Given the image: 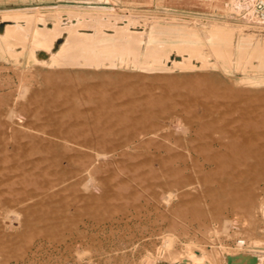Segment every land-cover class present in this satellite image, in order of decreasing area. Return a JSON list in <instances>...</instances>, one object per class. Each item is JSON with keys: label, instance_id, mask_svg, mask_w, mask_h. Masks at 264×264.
Returning a JSON list of instances; mask_svg holds the SVG:
<instances>
[{"label": "rangeland", "instance_id": "obj_1", "mask_svg": "<svg viewBox=\"0 0 264 264\" xmlns=\"http://www.w3.org/2000/svg\"><path fill=\"white\" fill-rule=\"evenodd\" d=\"M246 2L0 0V264H264V179L222 194L205 163L224 129L264 132V59L241 69L236 50L225 58L209 44L145 61L186 27L264 28ZM97 10L142 36L147 67L57 55L71 30L114 35L74 14ZM236 29L210 43L236 42ZM66 131L78 143L56 136Z\"/></svg>", "mask_w": 264, "mask_h": 264}, {"label": "bare ground", "instance_id": "obj_2", "mask_svg": "<svg viewBox=\"0 0 264 264\" xmlns=\"http://www.w3.org/2000/svg\"><path fill=\"white\" fill-rule=\"evenodd\" d=\"M247 1L249 2L244 3L245 8L249 6V3L251 0H247ZM254 3H255V0H253L249 10L245 12V15L247 17L251 11L253 15L255 16ZM241 7L244 8V6H241ZM97 11L98 12L89 11V13L85 11L77 12V13L74 12V14L80 18L83 16H86V18L91 19V20L96 19L98 21H102L103 23H105L104 26H107V28L115 27L114 35L108 36L106 27L97 29L96 31H94V33L89 34V35L86 34L84 31L79 32V31L71 30L69 33H67L66 38L64 39L63 43L58 48L57 55H62V56L67 55L68 59L65 62L67 64L114 65L119 60L120 63L132 62L134 65L143 64L142 65L143 67H147L146 65L147 63L144 62L141 64L140 59H139L140 50H141V42L143 40L142 36L140 34H134L130 32L129 27H128L129 24H127L124 27H117L116 24L118 20V15L115 12L105 11V10H97ZM16 12L17 11H15V13ZM61 15L65 16L66 14L59 13L56 16H61ZM149 19L151 20V18ZM129 20H132V19L130 18ZM137 21L140 22L141 24L143 22L144 25H146V23L148 22V19L142 18L141 16H139L137 18ZM59 25L60 24H58V26ZM235 26L212 24L210 27L204 30L203 37L196 35V31L193 28L192 29L187 28V27L183 28V34L177 36L179 39H181V42H180L181 44H166L162 46V44L159 43L158 45L161 47L152 46L150 47L148 51L147 58L145 61H149L151 59L153 61H158L161 63L164 60L163 58L165 59L168 58L171 52L182 53L183 55V53L186 51L189 57H194L195 55H198L202 51H204L205 47L210 44L215 49L216 53L220 55L223 54L225 58L233 57L234 52L236 50L235 59H236V62L238 63V68H241V69L243 68L245 70L251 68L252 70H255L256 66L262 63L261 59L257 60L255 59V57L258 56L264 59V28H259L257 26H251L245 23L244 21L242 23H237ZM237 27L239 28V33H238V37L236 36L237 37L236 42L231 40V42H226L225 44L223 43L211 44L210 43L212 39L211 35L214 32H217L220 37H223V36L227 37L228 34H231V36L233 37V35L235 34V31H237L236 29ZM7 38L9 39V37ZM155 38H157V36H155ZM124 55L131 56L133 58V61L125 60ZM185 60L186 59H184V61ZM93 100L94 99L91 97L84 96L82 101L85 103H89V102H92ZM200 120L201 119H199V121ZM214 122L215 121H213V123ZM56 136L58 138L66 139L67 141L78 143L77 140L74 138V136L69 131L56 134ZM211 141L213 144L215 143L216 145H218V147L215 150H211V153L205 159V163L211 167L210 174L220 173V175L224 177V180L220 179L218 181L219 190H221L222 194H226L227 193L226 190L228 188H233L235 191L241 189L243 186H245L247 180H249L250 178H253L255 182H258L264 179L263 178L264 174L261 171V169L264 167V132L259 134L255 132L254 130H249L246 125H241L235 129H231V128L224 129L222 132V136H220V138L212 139ZM241 153L243 154L242 155L243 157H240L239 159L233 156L235 154L239 155ZM241 159L242 161H244V164L246 165V170L243 169L244 171H239L240 162L238 160H241ZM235 173L241 175V178L236 177L237 179H234L232 176ZM209 188L211 190V186ZM229 198H230L229 199L230 202L235 201L234 197L230 196ZM92 253L94 252L92 251ZM143 256L144 255H142V257ZM91 258L89 259L91 260ZM97 260H99V258Z\"/></svg>", "mask_w": 264, "mask_h": 264}, {"label": "built area", "instance_id": "obj_3", "mask_svg": "<svg viewBox=\"0 0 264 264\" xmlns=\"http://www.w3.org/2000/svg\"><path fill=\"white\" fill-rule=\"evenodd\" d=\"M254 14L260 22L264 23V0H255Z\"/></svg>", "mask_w": 264, "mask_h": 264}]
</instances>
